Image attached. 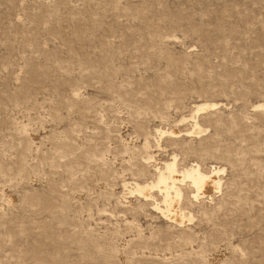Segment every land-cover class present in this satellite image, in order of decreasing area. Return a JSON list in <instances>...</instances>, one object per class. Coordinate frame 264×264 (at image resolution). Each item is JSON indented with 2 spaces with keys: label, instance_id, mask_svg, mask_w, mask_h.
I'll return each mask as SVG.
<instances>
[{
  "label": "rangeland",
  "instance_id": "rangeland-1",
  "mask_svg": "<svg viewBox=\"0 0 264 264\" xmlns=\"http://www.w3.org/2000/svg\"><path fill=\"white\" fill-rule=\"evenodd\" d=\"M257 102L264 0H0V264H264ZM172 155L225 167L184 225L121 186Z\"/></svg>",
  "mask_w": 264,
  "mask_h": 264
},
{
  "label": "bare ground",
  "instance_id": "bare-ground-1",
  "mask_svg": "<svg viewBox=\"0 0 264 264\" xmlns=\"http://www.w3.org/2000/svg\"><path fill=\"white\" fill-rule=\"evenodd\" d=\"M217 105L218 103L206 100L197 102L194 105L193 113L189 116L193 120L189 128L179 129L178 125L185 120L183 117L172 127L166 129L157 128L155 130L157 138H161L163 135L174 137L185 135L189 137L201 134L206 129L202 128L195 119L197 113L215 108ZM252 109L264 112V102L254 103ZM156 146L158 148L161 147L158 139ZM149 147V140L145 139L142 144V162L144 164H150L155 161V155L149 150ZM177 159L175 155H172L167 159L161 160L156 165H153V177L145 178L146 180L143 182L123 181L121 185L123 188H121L127 194L137 193L145 201L148 200L151 211L158 213L164 220L177 225H184L192 220V214L188 211L187 204L206 196L212 199L211 197L214 193L221 191V175L224 173L225 167L212 165L208 169H202L199 164L194 162L179 167ZM154 192L159 196L158 199L154 197Z\"/></svg>",
  "mask_w": 264,
  "mask_h": 264
}]
</instances>
